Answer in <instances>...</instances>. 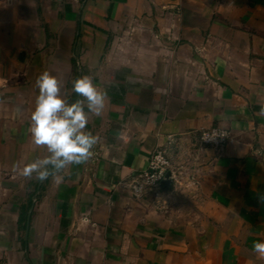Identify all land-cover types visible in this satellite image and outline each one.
Wrapping results in <instances>:
<instances>
[{
	"label": "crops",
	"instance_id": "0c3cea01",
	"mask_svg": "<svg viewBox=\"0 0 264 264\" xmlns=\"http://www.w3.org/2000/svg\"><path fill=\"white\" fill-rule=\"evenodd\" d=\"M107 94L94 155L22 175L37 77ZM264 0H0V264H264ZM231 131L221 149L199 132ZM168 149L159 196L128 183Z\"/></svg>",
	"mask_w": 264,
	"mask_h": 264
},
{
	"label": "clouds",
	"instance_id": "9594fccd",
	"mask_svg": "<svg viewBox=\"0 0 264 264\" xmlns=\"http://www.w3.org/2000/svg\"><path fill=\"white\" fill-rule=\"evenodd\" d=\"M39 93L31 114L30 134L32 143L46 149L48 155L27 163L22 175L44 181L52 176L62 179L60 174L72 165L86 163L94 155L92 151L97 137L86 131L89 115L100 116L107 102L106 92L100 90L90 75L72 81V91L80 99L69 102L61 95L60 80L48 71L36 79ZM264 115V100L260 101ZM264 203V196L259 197ZM253 251L264 258V241L253 242Z\"/></svg>",
	"mask_w": 264,
	"mask_h": 264
},
{
	"label": "built area",
	"instance_id": "2783aa9c",
	"mask_svg": "<svg viewBox=\"0 0 264 264\" xmlns=\"http://www.w3.org/2000/svg\"><path fill=\"white\" fill-rule=\"evenodd\" d=\"M199 140L204 146L216 150L223 148L231 139V131L220 127H212L199 132ZM172 164L168 149L165 146L156 148L150 157L148 168L136 174L128 183L134 196L149 198L159 196L163 182L172 183L176 178L172 175Z\"/></svg>",
	"mask_w": 264,
	"mask_h": 264
},
{
	"label": "water",
	"instance_id": "95a60500",
	"mask_svg": "<svg viewBox=\"0 0 264 264\" xmlns=\"http://www.w3.org/2000/svg\"><path fill=\"white\" fill-rule=\"evenodd\" d=\"M168 184H169L168 181H164V182H163V185H164V186H168Z\"/></svg>",
	"mask_w": 264,
	"mask_h": 264
}]
</instances>
